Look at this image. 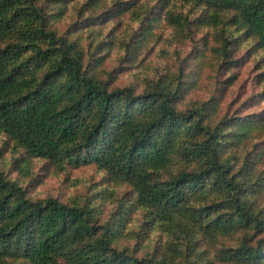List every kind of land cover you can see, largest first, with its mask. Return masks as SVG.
<instances>
[{
  "label": "trees",
  "instance_id": "obj_1",
  "mask_svg": "<svg viewBox=\"0 0 264 264\" xmlns=\"http://www.w3.org/2000/svg\"><path fill=\"white\" fill-rule=\"evenodd\" d=\"M162 25L190 51L120 84ZM36 161L114 188L34 199ZM0 264H264V0H0Z\"/></svg>",
  "mask_w": 264,
  "mask_h": 264
},
{
  "label": "rangeland",
  "instance_id": "obj_2",
  "mask_svg": "<svg viewBox=\"0 0 264 264\" xmlns=\"http://www.w3.org/2000/svg\"><path fill=\"white\" fill-rule=\"evenodd\" d=\"M125 21H128L125 19ZM117 25V24H116ZM115 25V27H116ZM171 28L167 25H162L159 29L161 30L160 34L163 35V39H152L149 41L147 51L148 53L144 55L143 60L139 63H124L121 61L122 57L125 55V51L119 49L118 45L113 48L109 53V60L107 61V69L109 71H115L117 74L118 82L120 84H133L139 85V81L142 78V74L146 75H156V72L159 71L162 67L166 65H171L173 63V58L175 57L177 45L171 42L170 35ZM128 30L126 22L120 23L117 28H115V35L124 34ZM167 39V40H166ZM168 41L175 47H169ZM166 50V54L160 52L161 49ZM190 51V48H186L184 53H181L185 56ZM121 52L124 55H121ZM157 67V69H156ZM243 93L240 90V94ZM196 97H202L201 94ZM10 155H7V161H10ZM34 171L36 175H39L36 180L31 184V187L28 188L30 195L34 199H47L55 198L59 199L62 202H71L73 199H84L87 195L93 194L94 191H100L101 188H105L107 182L110 184L107 185V188L112 190L114 185L112 181L108 180L106 172L99 170L95 165L85 166L78 169L68 168L64 172H57L54 167L48 165L43 161H36L33 164ZM101 172L104 175L101 177ZM18 175L14 174L13 177ZM28 183V180L26 181ZM25 183V184H26ZM33 185V186H32ZM123 191L119 189V192ZM117 195V194H116ZM111 194L108 196L107 202L109 206L106 207V212H110L115 203L114 197ZM105 214V217L107 216Z\"/></svg>",
  "mask_w": 264,
  "mask_h": 264
},
{
  "label": "clouds",
  "instance_id": "obj_3",
  "mask_svg": "<svg viewBox=\"0 0 264 264\" xmlns=\"http://www.w3.org/2000/svg\"><path fill=\"white\" fill-rule=\"evenodd\" d=\"M153 2H155V0H153ZM135 27H138V25H136ZM169 31H171V29H170ZM121 55L123 56V55H124V53H123V52H121ZM103 175H104V173H103V172H101L100 176L102 177ZM130 227H131V226H130Z\"/></svg>",
  "mask_w": 264,
  "mask_h": 264
}]
</instances>
